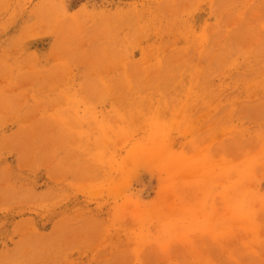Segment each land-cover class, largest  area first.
I'll return each instance as SVG.
<instances>
[{"label":"rangeland","instance_id":"374dc122","mask_svg":"<svg viewBox=\"0 0 264 264\" xmlns=\"http://www.w3.org/2000/svg\"><path fill=\"white\" fill-rule=\"evenodd\" d=\"M0 264H264V0H0Z\"/></svg>","mask_w":264,"mask_h":264}]
</instances>
